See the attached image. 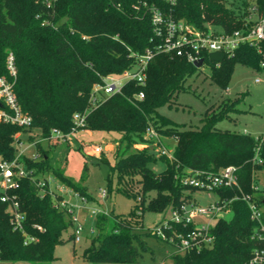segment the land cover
Listing matches in <instances>:
<instances>
[{
  "label": "trees",
  "instance_id": "trees-1",
  "mask_svg": "<svg viewBox=\"0 0 264 264\" xmlns=\"http://www.w3.org/2000/svg\"><path fill=\"white\" fill-rule=\"evenodd\" d=\"M150 1L169 9L161 0ZM229 2H239L238 8L229 7ZM253 3L258 14L264 15V0H176L173 10L177 18L199 28L212 23L230 31L253 24L249 19ZM144 12L139 0H58L52 8L37 0H0V76L12 84L22 110L32 118L30 126L0 122V159L11 161L18 156L15 144L21 142V133L34 132L35 136H29L33 142L37 137L49 136L54 128L69 133L73 114L86 110L85 129L120 134L108 177L117 173V191L134 198L135 204L129 214L97 216L96 233L84 250L83 264H139L144 252L149 251L148 237L163 240L143 228L144 214L166 213L193 200L196 188L182 179L196 172L217 173L235 166L243 193L251 195L264 212V187L259 186V174L264 179V135L254 137L216 128L219 120L241 111L237 107L240 97L210 107L198 128H186L159 112L161 106L171 105L176 94L185 89L187 78L197 71L185 57L156 52L148 64L145 85L129 81L122 93L110 95L91 108L90 94L95 83L103 76L133 67L131 51L144 53L154 48L152 24ZM261 48L259 52L242 44L219 65L206 56V62L212 64V80L225 90L236 64L262 70L264 40ZM9 53L14 56V76L7 65ZM140 91L144 98L136 100L133 96ZM150 129L162 137L175 138L173 159L156 154L153 146L135 147L152 141L147 137ZM35 147L37 157L22 155L34 175L53 173L66 186L90 199L82 183L53 165L49 149L41 142ZM159 160L166 163V168L156 172L151 165ZM111 193L109 185L108 196ZM215 193L219 199L227 200L241 195L236 189H219ZM16 194L26 215L27 231L36 233L34 224L42 225L45 231L39 233L38 242L25 245L23 236L12 230L6 204L0 200L1 264H59L54 250L64 242L63 233L72 226L71 220L53 207L51 196L39 195L33 176L20 181ZM230 209L231 220L219 218L212 228V247L174 250L169 255L170 264L247 263L263 244L252 238L256 222L251 219L247 203L234 199Z\"/></svg>",
  "mask_w": 264,
  "mask_h": 264
},
{
  "label": "built area",
  "instance_id": "built-area-1",
  "mask_svg": "<svg viewBox=\"0 0 264 264\" xmlns=\"http://www.w3.org/2000/svg\"><path fill=\"white\" fill-rule=\"evenodd\" d=\"M37 1H42L47 8H52L58 0ZM161 2L169 9L162 8L156 2L150 0H139L140 5L145 10L144 13L148 14L152 24L154 48H148L144 53L131 51L130 56L135 61L133 67L127 68L117 75L103 76L100 82L95 83L90 94L91 108L99 106L110 95L122 93L124 86L129 81L145 85L147 67L156 52L182 56L193 64L199 59H203V65L206 62V56L209 60L211 52L224 53L225 57L232 56L242 44H248L262 52L264 15L258 14L257 5L254 3L250 7L251 13L249 15V19L253 21V24L229 31L220 25L221 30H217L215 28L216 25L212 23H206L204 27L199 28L175 16L173 7L176 5V0H161ZM83 38H88V36L83 35ZM215 63L219 65L220 62ZM7 65L9 70L15 75L16 68L12 53H9L7 57ZM261 66L264 67V61L261 62ZM259 80L258 78L257 81ZM144 95V92L140 91L134 94L133 97L136 100H141ZM88 112L89 110H86L85 112L73 114V127L69 133H63L54 128L49 136L37 139V141L33 142V145L41 142L40 140L49 143L66 142L83 131H89L85 129ZM0 122L20 126H30L32 122L31 116L26 114L18 103L12 84L1 76ZM147 137L151 138L152 141L148 144H136L135 147L143 149L148 145L153 146L159 150V155H167L168 158L173 159L172 153L163 146L160 134L150 129ZM139 145L143 146L138 147ZM259 150L260 147H257V154ZM102 153L103 148L100 145H94L91 154L101 155ZM23 154L22 150L11 161L0 159V200L6 204V213L8 214L12 230L23 236L25 245L38 242L40 240L39 233L45 231V228L40 224L33 225L36 233L27 231L25 226L26 215L16 194L20 181L25 177L33 176L39 195L41 197L45 195L51 196L53 207L64 212L71 220L74 241H79L80 236L78 234L83 229V226L79 222L78 211L87 209V197L68 187L69 193L72 192V195L78 198V200L73 201L67 197V189L63 188L56 191L53 188L54 177L50 174L34 175V170L29 169L22 161ZM259 162L261 163L262 160L259 159ZM182 181L184 184L201 190L208 195L215 193L219 189H236L241 192V195H236L230 200L217 198L216 201L207 205L199 203L196 199L184 202L180 207L171 210L170 218L165 219L161 225L154 227L152 229L153 233L172 244L176 252H188L212 247L214 243L212 228L216 221L219 218H225L224 215L231 211L230 205L234 199H242L249 207L251 219L256 222V229L252 238L263 244L254 250L253 255L245 264H264V212L251 195L243 193L237 168L230 165L222 168L217 173L200 171L194 175L185 176ZM101 194L102 197L108 196L107 190H102ZM92 212L97 216L100 214L108 215V213L101 212L96 208L92 209ZM166 230H170L171 233H167ZM1 262L0 259V264Z\"/></svg>",
  "mask_w": 264,
  "mask_h": 264
},
{
  "label": "rangeland",
  "instance_id": "rangeland-1",
  "mask_svg": "<svg viewBox=\"0 0 264 264\" xmlns=\"http://www.w3.org/2000/svg\"><path fill=\"white\" fill-rule=\"evenodd\" d=\"M239 2H229L228 6L238 8ZM237 7V8H236ZM217 30H221L216 25ZM212 64L205 62L197 68L196 73L189 76L185 82V89L179 91L174 97L171 105L166 104L159 108V112L173 121L184 124L186 128H198L203 125V116L212 106H218L224 100H235L240 97L239 112L231 113V118H224L216 123L219 130L231 132L248 133L254 137L264 135V67L258 71L254 68L236 64L227 89L223 90L211 78ZM14 76V74L12 73ZM260 79L257 81V79ZM245 93V94H244ZM20 131L17 133V135ZM35 136L34 132L21 133V142L15 144L17 155L23 150L24 157L33 158L37 155L36 147L29 136ZM120 137L118 132L107 131H83L76 137H71L66 142L41 143L50 150L51 162L55 167H60L65 174L74 181L82 183L87 188L90 199L87 209L79 210V222L83 229L78 234L80 240L75 242L71 238L73 228L70 227L63 233L64 242L56 245L54 254L59 264H83L84 250L90 245L93 235L96 233L97 215L92 212L96 208L105 213L129 214L134 198L117 191L118 175L114 173L109 179L110 166L114 165L113 156L116 139ZM37 139H40L37 137ZM163 146L172 153L176 140L172 137H162ZM39 141V140H38ZM94 145L103 148L101 155L91 154ZM143 146V145H142ZM139 145L138 147H142ZM158 149L154 152L158 154ZM104 158V160H102ZM152 168L160 172L166 168V163L159 160L153 163ZM53 188L59 191L67 189V197L75 201L78 198L69 193V188L53 173ZM259 186L264 187L263 174H259ZM112 187V193L108 197H102L101 191ZM73 196V197H72ZM192 196L199 203L207 205L216 201V193H207L201 190L192 191ZM171 211L156 213L147 211L143 217V228L152 230L159 226L165 219L170 218ZM227 221L231 220L233 213L225 214ZM215 223V222H214ZM149 251H145L139 264H170L169 255L175 250L172 244L150 236L147 239Z\"/></svg>",
  "mask_w": 264,
  "mask_h": 264
},
{
  "label": "water",
  "instance_id": "water-1",
  "mask_svg": "<svg viewBox=\"0 0 264 264\" xmlns=\"http://www.w3.org/2000/svg\"><path fill=\"white\" fill-rule=\"evenodd\" d=\"M225 58L224 53H219V52H211L209 55V60L211 62H220ZM203 59H199L198 61L194 62V66L199 68L203 65Z\"/></svg>",
  "mask_w": 264,
  "mask_h": 264
},
{
  "label": "crops",
  "instance_id": "crops-1",
  "mask_svg": "<svg viewBox=\"0 0 264 264\" xmlns=\"http://www.w3.org/2000/svg\"><path fill=\"white\" fill-rule=\"evenodd\" d=\"M164 264V263H163Z\"/></svg>",
  "mask_w": 264,
  "mask_h": 264
}]
</instances>
